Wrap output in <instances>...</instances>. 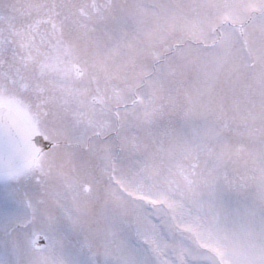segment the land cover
Returning <instances> with one entry per match:
<instances>
[{
  "label": "snow or ice",
  "instance_id": "snow-or-ice-1",
  "mask_svg": "<svg viewBox=\"0 0 264 264\" xmlns=\"http://www.w3.org/2000/svg\"><path fill=\"white\" fill-rule=\"evenodd\" d=\"M0 264H264V0H0Z\"/></svg>",
  "mask_w": 264,
  "mask_h": 264
}]
</instances>
